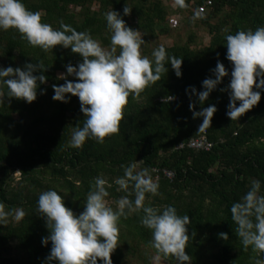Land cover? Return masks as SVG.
I'll return each instance as SVG.
<instances>
[{"label":"trees","instance_id":"16d2710c","mask_svg":"<svg viewBox=\"0 0 264 264\" xmlns=\"http://www.w3.org/2000/svg\"><path fill=\"white\" fill-rule=\"evenodd\" d=\"M176 1L178 8L173 11L162 0H24L29 9L41 12L44 22L60 27L63 21L79 31L90 30L105 46L111 42V33L104 13L114 8L123 15L127 2L132 10L123 18L143 33L141 51L149 57L152 38H171L178 32L170 23L178 12H189L193 19L188 25L199 20L211 36L207 45L192 33L185 44L174 40L172 46H164L169 56L183 57L182 76L165 61L168 71L159 80L139 95L129 96L119 131L107 135L103 143L89 138L82 147L69 144L72 130L84 122L79 97L69 93L68 102L53 99L52 87L65 83L59 73H66L68 63L78 65L82 56L61 45L45 51L30 45L14 28L0 30V65L22 67L43 61L46 69L37 74L43 71L47 77L31 103L7 96L0 103V202L7 209L22 207L26 212L22 219L0 225V264H46L51 241L44 245L42 237L49 229L36 211L42 191L57 190L66 206L79 214L93 178L103 174L112 185L107 199L116 207L115 201L127 193L118 191L114 180L123 175L121 165L133 161L137 170L147 167L154 178L159 176V193L148 194L145 203L172 204L179 214L189 215L190 240L185 250L191 264H255L257 254L241 244L230 207L252 179L264 181V89H260V101L235 120L226 115L230 99L220 89L230 82L232 70L225 34L264 25V0H215L203 14L197 11L205 0H195L193 5V0ZM215 19L217 24H212ZM218 60L229 75L202 105L197 96H190L189 86L203 90L202 81L213 76L211 69ZM166 95L176 99L166 103ZM190 102H195L197 111L216 105L211 125L200 128L203 117L193 116ZM204 134L213 144L211 150L180 149ZM164 171L173 172L174 178H167ZM17 173L21 174L18 182ZM142 214L136 211L121 217L113 264H153L155 258L177 264L174 256L157 255L150 243L151 230L140 223ZM221 232L228 233L227 240L219 236Z\"/></svg>","mask_w":264,"mask_h":264},{"label":"clouds","instance_id":"9594fccd","mask_svg":"<svg viewBox=\"0 0 264 264\" xmlns=\"http://www.w3.org/2000/svg\"><path fill=\"white\" fill-rule=\"evenodd\" d=\"M132 8L125 3L123 15H129ZM123 15L114 8L104 13L110 31V44L105 46L90 30L79 31L60 21V27L44 22L40 11L29 9L24 0H0V30L16 29L21 38L32 46L43 50L61 45L70 47L82 56L78 65L68 63L66 73L60 78L64 84H53V99L68 102L76 95L80 109L85 114L83 125H77L71 132L69 144L82 147L89 138L103 143L104 138L119 131L124 115V106L130 95H139L150 83L161 78L168 71L165 61H170L175 74L182 76L183 57L169 56L163 45L156 47L151 57L142 54L144 43L139 29L130 27ZM227 59L232 62L230 82L222 89L227 91L230 102L226 115L231 120L239 119L261 99L264 89V25L239 29L225 34ZM168 64V63H167ZM46 69L43 61L26 62L22 67L0 65V103L4 97L24 99L31 103L37 98L40 84L46 83ZM213 76L202 81L203 90L189 86L190 96L198 97L203 103L217 88L224 77L229 75L223 62L217 61L211 69ZM68 76L78 77L70 80ZM255 86V90H254ZM45 92L46 89H40ZM187 91V90H186ZM176 99L166 95L167 103ZM239 101V104H237ZM194 117H203L200 128L211 125L216 105L195 109L190 102ZM123 175L115 178L120 196L113 207L107 199L112 186L103 175H97L91 182L90 191L84 200L83 211L79 214L64 203L63 196L55 189L39 194L36 211L46 221L49 234L42 237V243L51 241L46 264H113L112 252L119 241V221L130 213L142 211L140 223L151 230V245L157 255L174 256L177 264H191L186 252L190 240L187 225L191 223L188 214H179L172 204L153 206L145 203L148 194L159 193V183L147 167L137 170L136 162L121 165ZM231 217L244 249L249 247L257 254L255 264H264V181L252 179L247 191L230 207ZM26 215L22 207L7 209L0 202V225H7L10 219L20 220ZM225 240L229 235L219 233ZM100 258V260H98Z\"/></svg>","mask_w":264,"mask_h":264},{"label":"rangeland","instance_id":"374dc122","mask_svg":"<svg viewBox=\"0 0 264 264\" xmlns=\"http://www.w3.org/2000/svg\"><path fill=\"white\" fill-rule=\"evenodd\" d=\"M164 2V5L169 6L173 11H176L178 8V3L176 0H162ZM193 0L191 2V5L194 4ZM99 4L98 2L95 3V7H97ZM79 10V9H78ZM172 18H175L178 21V25L175 28H178V32L173 33L171 38L167 37H156L152 38L150 42V50H154V48L163 45V46H172L174 43V40L179 42V44H185L188 40V37L190 34H195L197 38L202 39L204 44L207 45L210 42L211 36L208 32V30L204 27L199 25V20L194 21V25L190 26L188 25V21L193 19V15H191L189 12H182L177 13ZM198 23V24H196ZM212 24H217V20H213ZM142 36L143 33L141 32ZM175 38V39H174ZM62 73H59L61 76ZM21 174L17 173L15 175L16 182L20 181ZM153 264H167L164 260L160 258H155L153 261Z\"/></svg>","mask_w":264,"mask_h":264},{"label":"built area","instance_id":"2783aa9c","mask_svg":"<svg viewBox=\"0 0 264 264\" xmlns=\"http://www.w3.org/2000/svg\"><path fill=\"white\" fill-rule=\"evenodd\" d=\"M215 0H205V3L200 6L198 8L197 13L198 14H203L207 8L213 6ZM170 23L176 27L178 25V21L175 18H171L170 19ZM189 147L191 149H195V150H205V151H209L211 150V148L213 147V144L209 141V139L207 138V136L204 134L199 138L196 139H192L188 142V144H182L180 146V149H183L185 147ZM165 175L167 176V178L169 179H173L174 178V173L171 171H164ZM155 179H159V176L157 175Z\"/></svg>","mask_w":264,"mask_h":264}]
</instances>
